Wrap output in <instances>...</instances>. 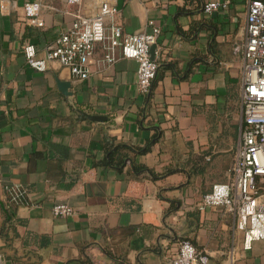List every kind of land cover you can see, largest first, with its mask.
<instances>
[{"label": "crops", "instance_id": "crops-1", "mask_svg": "<svg viewBox=\"0 0 264 264\" xmlns=\"http://www.w3.org/2000/svg\"><path fill=\"white\" fill-rule=\"evenodd\" d=\"M33 1L0 0V264H170L182 239L209 264H264V239L243 250L232 215L200 208L214 183L228 181L239 147L241 60L232 49L247 0L211 15L202 7L217 0H61L43 8L42 27L25 19L23 6ZM101 1L116 5L109 25L125 34L148 32L149 21L161 29L146 95L136 89L137 63L118 51L106 63L105 43L96 45L83 81L57 62L36 72L23 57L26 43L41 57L77 13L94 14ZM57 80L70 83L72 96ZM77 110L105 120L81 119ZM106 139L153 144L116 168L104 164ZM14 187L24 193L15 207L7 203ZM55 203L73 214L53 217Z\"/></svg>", "mask_w": 264, "mask_h": 264}, {"label": "built area", "instance_id": "built-area-1", "mask_svg": "<svg viewBox=\"0 0 264 264\" xmlns=\"http://www.w3.org/2000/svg\"><path fill=\"white\" fill-rule=\"evenodd\" d=\"M61 0H36L23 6L25 19L42 27L41 12L47 3ZM69 5H81L82 0H64ZM231 0L210 1L202 11L211 15L228 5ZM5 7L0 5V11ZM118 13L116 5L101 1L96 13H77L69 30L49 45L41 57L31 43L22 46L27 65L36 72H44L50 62L67 68L71 77L86 80L90 75L88 61L95 47L105 43L104 61L120 57L137 63L136 89L139 94L149 93L159 65L151 59L150 47L156 43L161 29L152 21L148 32L123 33L121 27L110 24ZM241 60L239 147L228 168V181L214 183L202 196L201 209L222 208L235 218V229L242 233V249L250 250L252 243L264 239V0H247L243 35L232 49ZM14 189H19L14 187ZM8 190V189H7ZM53 217H69L73 209L65 203H55ZM170 264H209L208 255L198 250L188 239L178 242Z\"/></svg>", "mask_w": 264, "mask_h": 264}, {"label": "trees", "instance_id": "trees-1", "mask_svg": "<svg viewBox=\"0 0 264 264\" xmlns=\"http://www.w3.org/2000/svg\"><path fill=\"white\" fill-rule=\"evenodd\" d=\"M156 140V138H155ZM153 143H147L144 147H130L123 144H115L110 139H106L102 143V147L106 154L104 164L111 167L120 168L126 159L131 155L145 154L150 150ZM129 161V159H128ZM132 170L135 174L147 173L153 180H158L159 176L154 171L138 165H132ZM24 193L21 189L9 188L7 190V203L13 207L23 203ZM82 264H92L90 260H85Z\"/></svg>", "mask_w": 264, "mask_h": 264}, {"label": "water", "instance_id": "water-1", "mask_svg": "<svg viewBox=\"0 0 264 264\" xmlns=\"http://www.w3.org/2000/svg\"><path fill=\"white\" fill-rule=\"evenodd\" d=\"M154 48H155V45L153 44L150 47V56H151L152 60H153V55H154ZM56 83H57V87H58L59 91L63 95H65L67 97L72 96V93L68 91V88L70 87V83L69 82L57 80ZM77 114H78L79 118L87 119V120H89L91 122H102V121L105 120L104 117L96 116V115H87L83 111H80V110H77Z\"/></svg>", "mask_w": 264, "mask_h": 264}]
</instances>
